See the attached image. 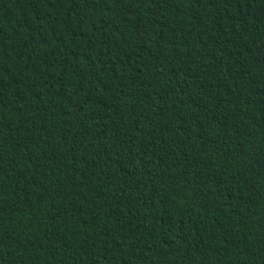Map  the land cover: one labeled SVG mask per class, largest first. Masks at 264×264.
Listing matches in <instances>:
<instances>
[{
	"label": "trees",
	"instance_id": "1",
	"mask_svg": "<svg viewBox=\"0 0 264 264\" xmlns=\"http://www.w3.org/2000/svg\"><path fill=\"white\" fill-rule=\"evenodd\" d=\"M0 264H264V0H0Z\"/></svg>",
	"mask_w": 264,
	"mask_h": 264
}]
</instances>
